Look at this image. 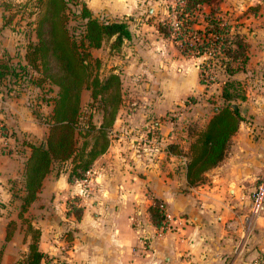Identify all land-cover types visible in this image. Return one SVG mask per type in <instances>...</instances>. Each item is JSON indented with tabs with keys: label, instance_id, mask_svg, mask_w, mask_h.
I'll use <instances>...</instances> for the list:
<instances>
[{
	"label": "crops",
	"instance_id": "0c3cea01",
	"mask_svg": "<svg viewBox=\"0 0 264 264\" xmlns=\"http://www.w3.org/2000/svg\"><path fill=\"white\" fill-rule=\"evenodd\" d=\"M261 1V12L247 17L241 26L249 43L247 70L234 75L246 79V111L251 116L239 122L224 158L206 169L197 183L189 184L185 154L167 155L135 146L130 158H126L116 151V146L109 147L96 160L103 162L94 174L100 180L96 184L99 192L94 190L81 217L72 223L67 216L64 218L70 223L61 220L57 213L65 208L61 199L64 187L79 193L81 186L68 183L63 176L53 179L47 188L56 194L54 201L44 203L37 197L29 206L35 217L32 223L41 227L40 248L54 256L51 264H264V211H250L251 192L264 173V0ZM86 3L94 13L112 17L127 18L143 12L141 0ZM2 16L0 57H8L11 63L14 59L24 62L25 46H19L20 54L8 55L11 37ZM134 29L131 27L132 32ZM22 94L0 88V118L21 131L27 127L21 114L28 113ZM136 103L125 118L118 117L127 120L120 125L121 136H132L134 145L141 141L137 139L138 131L142 134L146 126L149 130L153 124L161 125L160 120L151 122L147 118L149 112L161 114L160 109L154 111ZM20 157L16 150L10 154L0 152V200L8 199L16 187ZM154 198L164 203L171 222L164 231L151 221L149 206ZM6 225L7 218L0 214V264H12L27 250L28 239L18 230L5 239ZM50 226L54 227L52 231ZM70 226H76L71 246L59 252V246L66 244L61 230Z\"/></svg>",
	"mask_w": 264,
	"mask_h": 264
},
{
	"label": "trees",
	"instance_id": "16d2710c",
	"mask_svg": "<svg viewBox=\"0 0 264 264\" xmlns=\"http://www.w3.org/2000/svg\"><path fill=\"white\" fill-rule=\"evenodd\" d=\"M68 2L69 0H26L21 4L5 3V9L15 5L14 12L18 14H24L28 9L27 13L33 18L27 24L32 25L35 39H29L25 45L24 62L18 60L14 65L8 57H0V83L6 78L12 84L23 80L24 85L20 86L25 88L26 83L42 87L41 84L45 81L51 85L47 92L53 91L52 84L58 86L54 94L46 93L43 97L40 95V100L52 104L50 113L45 117L49 125L46 145L15 137L17 145L19 143L23 148L30 149L23 168L22 193L17 194L20 211H25L36 198L43 178L54 162L70 159L73 165L68 170L67 178H84L92 161L107 148L109 141L106 129L115 118L117 106L113 102L120 96L119 90L117 91L119 77L110 73L104 78L96 75L91 78L90 48L99 47L105 38L114 37L113 47L130 39L133 16L112 17L94 13L85 1L80 2V7L75 12L79 18V31L74 33L67 23ZM169 11L176 18L158 21L156 26L159 32L173 36L178 41L177 47L182 54L210 56L199 64V82L207 84L214 81L216 78L211 71L217 65L226 74L221 92L225 105L214 110L206 124L196 132L195 139L190 142L191 153L185 168L188 183L194 184L203 178L202 174L206 169L224 158L231 135L244 119L239 107H232L231 102L235 98H245L240 80L234 75L247 70L249 43L247 33L241 29L242 22L233 23L226 17L227 11L222 10L220 0L177 1L173 7L169 6ZM214 58L217 60L214 61ZM82 87H91L93 101L100 100L102 117L98 125L92 121L91 108L88 114L82 112ZM8 90L19 93L16 89ZM109 102L112 104L110 107L107 105ZM83 115L86 119L81 125L80 117ZM79 136L85 137L81 145L77 143ZM160 203L161 200L154 198L149 211L153 224L163 226L164 231L168 218ZM73 207L79 211L76 213L79 215L81 207ZM15 226L14 220L7 222L5 239L11 238ZM30 230L32 239L27 250L13 264H42L47 257L38 247L39 229L31 226Z\"/></svg>",
	"mask_w": 264,
	"mask_h": 264
},
{
	"label": "rangeland",
	"instance_id": "374dc122",
	"mask_svg": "<svg viewBox=\"0 0 264 264\" xmlns=\"http://www.w3.org/2000/svg\"><path fill=\"white\" fill-rule=\"evenodd\" d=\"M24 1L26 0H0V19L3 14L2 20L7 25L11 37L10 43L12 47L8 55L14 56L16 53L20 54L19 46L22 45L23 47L29 39H35V32L32 31V25L27 24L33 18V16L27 13L28 9L26 8L24 14L15 13V5L5 9V3L12 2L21 4ZM84 1L86 2V0H69L68 2V8L66 9L68 16L67 23L70 30H73L74 33L79 31L77 27L79 18L76 17L75 12L79 9L80 2ZM141 1L143 3V12L133 14L131 27H135V29L130 39H125L121 45L113 47L112 41L114 37L105 38L99 47L90 48V77L92 78L96 75L104 78L110 73H115L119 77L117 91L119 90L120 96L116 99L117 101L115 100L113 102L117 108L113 123L106 129L109 142L104 152L109 147L116 146V151L118 150L126 158H130L131 150L136 146L142 151L153 150L163 152L167 155L170 152L178 156L185 154L189 159L191 153L190 142L195 139L196 132L206 124L215 109L222 107L226 103L221 93L226 74L222 67L217 65V68L211 71L216 79L207 84L200 83L199 64L210 56L203 55L197 57L182 54L177 47L178 41L174 40L173 36H166L157 29L156 24L158 21H170L176 18V15L172 11H169V6L173 7L177 1L182 2V0ZM220 6L223 11H227L226 17L233 23L240 21L243 25L244 23L246 24L247 17L258 14L263 7L261 0H220ZM103 14L107 15L106 13ZM216 60L217 58H214V61ZM11 61L14 65L17 64V60L14 59ZM123 65H126V67ZM179 77L182 78V84L178 82ZM6 79L8 80V78ZM239 80L245 98H235L233 102L238 103L239 110L244 118L243 120H249V116L251 115L247 114V111H242L243 107H248L249 105V98L246 95V79L242 78ZM1 84L0 88L2 89H16L18 92L23 93L22 101L26 105L28 113L21 114L23 116V122L27 126L25 128L26 130L22 131L19 128L12 127L8 122H2L0 118V152L10 154L16 150L17 154L21 156L18 167L19 177L15 178L18 182L12 195L8 199L2 198L3 200H0V204L3 205L0 206V214L4 213L7 222L9 220L15 221L16 226L14 231L18 230L21 236L25 234L26 240L28 239V245L32 239L30 227H36L32 223V220L35 218L34 214L29 210L31 203L37 197L39 199L38 201L44 203H47L48 199L54 201L56 194L49 192L50 187L47 188V184H52L53 179L63 176L68 183H78L81 186V191L79 193H73V191L68 192L66 187H64L65 196L61 199L65 208H62L61 212L56 213L66 223H70V221L72 223V221L79 219L83 213L84 205L89 204L90 196L94 195V190L97 193L99 192L100 187L98 188L96 184L99 185L100 180L99 178L95 179L94 174L98 172V168L96 167H102L103 162L100 163V160H96L104 152L92 161L88 170L85 172L84 178H75L72 180L67 178L68 170L73 165V161L70 159L54 162L51 169L43 178L39 188L40 190L46 179L42 194L39 195L38 190L36 198L28 205L27 209L20 211V200L17 194L22 193L21 189H23L24 184L23 168L30 149L29 147L23 148L19 143L17 145L15 137L36 141V143L43 142V145H46L45 138L49 125L45 117L50 113L52 104L40 100V95L43 97L46 96L44 95L46 93L54 94L58 86L52 84L53 91L47 92L48 87H51V85L45 81L41 84L42 87H36L32 83H26L25 88H21L24 85L23 80L19 83L14 81L12 84L10 81H7L5 84ZM136 102H141L142 105H145L147 108H153L154 111H156L155 108L161 110V114L149 112L147 118H151V122L160 120L161 125L153 124L149 130L146 126L142 129V134L138 131L137 139L141 140L138 145H134L132 136H121L120 125L123 122L126 123L127 120L118 119V117L121 119L125 118L127 111L130 113L129 109L138 104ZM91 104L93 105L91 106ZM107 105L110 107L112 104L109 102ZM80 106L84 114H88L90 108L93 110L92 121L96 125L101 122L102 110L100 100L93 101L91 87H82L80 91ZM121 108H123L122 112L120 111ZM84 119H86L85 115L80 117L81 125L84 124ZM84 138L83 136H79L78 145H81ZM87 138L89 139L90 137ZM93 178L94 180H92ZM88 183L90 184L89 186H87ZM73 206L81 207L79 215H76L79 211L75 210ZM64 216L69 217L70 221L66 220ZM131 220L134 221L135 218L131 217ZM36 228L40 231L38 247L41 250L39 243L41 227ZM53 229L54 227H49L50 231ZM75 230L76 226L62 228L61 233L66 244L59 246V252H64L68 249L69 245L71 246L75 236ZM45 253L47 254V260L44 258L42 264H51L54 256H50L48 252Z\"/></svg>",
	"mask_w": 264,
	"mask_h": 264
},
{
	"label": "built area",
	"instance_id": "2783aa9c",
	"mask_svg": "<svg viewBox=\"0 0 264 264\" xmlns=\"http://www.w3.org/2000/svg\"><path fill=\"white\" fill-rule=\"evenodd\" d=\"M250 198H251V205H250L251 213L253 214L262 213L264 211V173L257 178V183L251 192ZM159 205L165 211L164 203L162 202ZM165 215L168 218V222L165 225V228L167 229L170 227L171 222L166 212ZM158 228L160 229V231H163L162 230L163 226Z\"/></svg>",
	"mask_w": 264,
	"mask_h": 264
},
{
	"label": "water",
	"instance_id": "95a60500",
	"mask_svg": "<svg viewBox=\"0 0 264 264\" xmlns=\"http://www.w3.org/2000/svg\"><path fill=\"white\" fill-rule=\"evenodd\" d=\"M231 105L234 108L238 107V103H236V102H232ZM242 111L245 112L246 111V107H243Z\"/></svg>",
	"mask_w": 264,
	"mask_h": 264
}]
</instances>
